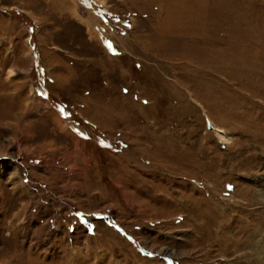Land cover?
Returning <instances> with one entry per match:
<instances>
[{
    "label": "rangeland",
    "instance_id": "rangeland-1",
    "mask_svg": "<svg viewBox=\"0 0 264 264\" xmlns=\"http://www.w3.org/2000/svg\"><path fill=\"white\" fill-rule=\"evenodd\" d=\"M262 184L264 0H0V264H247Z\"/></svg>",
    "mask_w": 264,
    "mask_h": 264
},
{
    "label": "bare ground",
    "instance_id": "bare-ground-1",
    "mask_svg": "<svg viewBox=\"0 0 264 264\" xmlns=\"http://www.w3.org/2000/svg\"><path fill=\"white\" fill-rule=\"evenodd\" d=\"M85 25L88 27L86 23ZM212 131H214L217 139H219V141L222 144L229 145L230 142H232L231 141L232 136L229 133L225 132L224 130L217 128V126L212 125ZM263 190H264V184L258 187V192ZM259 198H260V194L257 193L256 204H260V207L257 208L258 213L253 214V216L255 215L256 220H252V222L257 229L252 232L250 231L251 232V237H250L251 239H249L250 247L246 249H242L241 247H239L240 251H242V254L238 257V261H240L241 257L246 253V251H248V253L246 254L248 256L247 264H264V220H262L264 216L262 217L263 212H261L262 210H264V205H262L263 202H261Z\"/></svg>",
    "mask_w": 264,
    "mask_h": 264
}]
</instances>
